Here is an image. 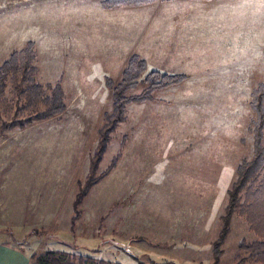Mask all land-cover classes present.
I'll list each match as a JSON object with an SVG mask.
<instances>
[{
    "label": "rangeland",
    "instance_id": "obj_1",
    "mask_svg": "<svg viewBox=\"0 0 264 264\" xmlns=\"http://www.w3.org/2000/svg\"><path fill=\"white\" fill-rule=\"evenodd\" d=\"M102 1L0 0V65L34 41L37 82L61 80L66 103L46 121L0 128V240L22 249L28 264L50 251L90 259L86 264H213L237 167L254 154L250 103L264 82L262 48L242 56L241 43L231 39L264 0L158 1L116 10ZM133 53L148 62V72L187 79L127 107L98 174L119 160L92 187L72 226L74 200L112 110L106 78L118 83ZM4 97L0 127L34 114L24 100L17 103L11 82ZM242 241L260 239L236 213L219 264H238Z\"/></svg>",
    "mask_w": 264,
    "mask_h": 264
},
{
    "label": "trees",
    "instance_id": "obj_2",
    "mask_svg": "<svg viewBox=\"0 0 264 264\" xmlns=\"http://www.w3.org/2000/svg\"><path fill=\"white\" fill-rule=\"evenodd\" d=\"M158 1L170 0H103L101 6L112 10L122 6H145ZM36 58V45L30 40L24 48L13 51L0 65V121L2 120L1 101L6 99L4 94L10 82L17 96V103L24 100L23 103L21 102L23 107H32L34 110V114L21 120L3 122L0 127L3 130L14 126L25 128L35 121H46L66 111L61 80L56 85L49 84L47 87L37 82L39 69L35 65ZM148 69V62L140 54L135 53L129 57L118 83L109 77L106 78L107 86L113 91L112 110L106 113L105 123L99 132L97 148L90 160L89 173L74 200L72 226L81 216L80 206L92 187L105 178L119 160V156L116 157L105 172L98 174L100 162L112 134L120 123L127 120V107L134 103L152 102L155 100L156 92L178 86L187 79L185 74L166 73L159 70L148 72ZM140 84L146 85L140 93L127 94L128 90L135 89ZM252 97L250 106L256 115L253 121L254 154L251 159L243 160L237 167V178L228 192L229 201L222 216L223 226L218 238L213 242V264H219L223 245L230 233L231 221L236 213L247 219L252 231L260 239L252 243L247 241L240 243L241 254L237 257L238 264H246V261L264 263V82L253 89ZM123 143L125 144V141ZM31 259V264H86L90 260L62 251H50L44 255L33 254ZM98 264L111 263L101 260ZM139 264L145 263L139 260Z\"/></svg>",
    "mask_w": 264,
    "mask_h": 264
},
{
    "label": "crops",
    "instance_id": "obj_3",
    "mask_svg": "<svg viewBox=\"0 0 264 264\" xmlns=\"http://www.w3.org/2000/svg\"><path fill=\"white\" fill-rule=\"evenodd\" d=\"M170 1H174V0H170ZM205 1H211V0H205ZM256 2H257L256 5H252L253 8L251 9V14H249V18H251L252 21H248V24L244 27L245 31H243V29L240 31L244 33H242L241 36L238 35L237 37H235V39L233 38L231 39V41L233 42L235 41L237 43H241L240 46L237 45L236 52L237 54L242 56L252 55L253 53L256 54L254 51L255 48L258 50L262 48V51H264V9L260 7L261 6L260 4H263L262 1H259L260 4L258 1ZM112 10H116V9H112ZM232 44L233 43L231 42L230 43L231 46L228 47L227 50L231 51V49L233 48ZM250 50H252V54L250 53L251 52ZM179 74H185V73H179ZM28 263H29V258L22 249L10 244L9 242L0 240V264H28Z\"/></svg>",
    "mask_w": 264,
    "mask_h": 264
}]
</instances>
